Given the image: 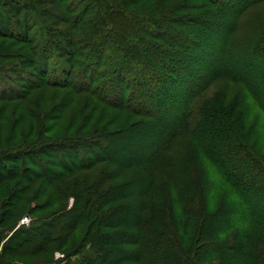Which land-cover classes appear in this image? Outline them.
<instances>
[{
    "label": "trees",
    "instance_id": "1",
    "mask_svg": "<svg viewBox=\"0 0 264 264\" xmlns=\"http://www.w3.org/2000/svg\"><path fill=\"white\" fill-rule=\"evenodd\" d=\"M262 2L0 0V264H190L163 168L187 143L250 212L222 190L196 211L180 201L202 258L264 264V159L240 141L234 101L194 103L225 80L264 113V33L240 21Z\"/></svg>",
    "mask_w": 264,
    "mask_h": 264
},
{
    "label": "rangeland",
    "instance_id": "2",
    "mask_svg": "<svg viewBox=\"0 0 264 264\" xmlns=\"http://www.w3.org/2000/svg\"><path fill=\"white\" fill-rule=\"evenodd\" d=\"M240 21L245 25L244 29L246 32L253 33L254 38L260 36V33H264V3L262 2V4H259L253 8L249 14L240 19ZM58 27L63 28L64 25L58 23ZM214 39L215 45L218 46L220 43L219 34H216ZM210 42L214 41L210 39ZM0 43L5 44L6 48L11 45L8 40H0ZM16 47L19 48L21 45H16ZM232 101L236 103L238 108L235 109L232 118H237V122L235 124L237 127H239L238 130L245 135H240V141H242L244 145L250 144L253 146L254 149L252 151H256L257 154H260V158L264 159V113L260 111L255 104H253V102L248 98L245 90L239 84L231 82L229 83L225 80L214 82L213 84L206 86L203 90H201L200 95L195 99L194 103L196 107H202L205 104L211 107L219 105L218 110L222 113L225 111L226 106H228V104H230ZM44 104L47 105V102ZM40 106L46 107L44 105ZM82 113H84V111H82ZM231 127L235 128L233 125H231ZM1 129L4 133L8 131L9 120L5 121V123L1 126ZM23 129V131L27 130L25 128ZM60 129L61 124L58 123L53 132H56ZM250 133H254V136L251 137ZM2 141L7 142L8 140L6 137H3ZM174 149L168 156V163L163 167L164 174L167 179L166 183L174 184L176 186L175 189L170 188L172 190L171 200L173 201L171 204L172 208L170 210V222L174 226L173 228L175 229L176 233H178V237L181 238L177 244H179V246L183 247L184 249H188L189 258L191 261L190 264H196L197 262L206 264V262L209 261H205L202 256L206 250L209 249V245L204 244L202 238L200 239L198 237L200 230L197 222L198 219L190 221L189 216L182 215V207L180 206L179 202L185 201L190 203L191 200V203L195 204L192 206H187V208L196 211L197 204H208L212 196L217 191L222 190L225 194L228 193L230 197V199H225L226 205L235 204L237 209H244V213H242L239 218L242 215L245 217L247 214H249V208L237 197L236 194L233 193L232 190L229 189L227 182L222 178L217 169L203 157L199 148H197L194 143H187V145L183 147L177 146ZM205 186H208L209 189H207ZM201 187H204L203 190H207V192L210 190L211 191L208 196L205 198L201 197L199 200L197 198L198 190H200L199 188ZM177 188L182 191L181 194L177 191ZM177 196H179L181 199L179 200ZM155 197L158 198V195L155 194ZM253 198L257 199L256 196ZM263 199L261 200L263 201ZM66 202L69 204V202H72V198H68ZM179 213L183 218L188 233L186 238L181 237L182 229L176 224L177 220H175V217ZM235 215L233 217L237 218L238 215ZM216 224L219 226V228L222 227V222ZM208 228L216 229V226L210 225ZM233 233L234 231H230L228 236H231ZM260 233L264 235V230L262 232V228L260 229ZM196 250L198 251V259L197 256L194 257L193 254V252H196ZM211 263L217 264V261L214 259Z\"/></svg>",
    "mask_w": 264,
    "mask_h": 264
},
{
    "label": "built area",
    "instance_id": "3",
    "mask_svg": "<svg viewBox=\"0 0 264 264\" xmlns=\"http://www.w3.org/2000/svg\"><path fill=\"white\" fill-rule=\"evenodd\" d=\"M29 218H27V217H24L22 220H21V223L22 224H28L29 223ZM64 258V255H62V254H60V253H58V252H56L55 254H54V259L55 260H59V259H63Z\"/></svg>",
    "mask_w": 264,
    "mask_h": 264
}]
</instances>
